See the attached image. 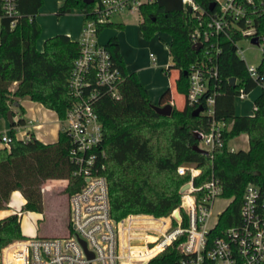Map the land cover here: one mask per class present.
<instances>
[{
  "label": "trees",
  "instance_id": "1",
  "mask_svg": "<svg viewBox=\"0 0 264 264\" xmlns=\"http://www.w3.org/2000/svg\"><path fill=\"white\" fill-rule=\"evenodd\" d=\"M195 2L205 11V19L215 9L214 5H209L211 0ZM12 3L15 13L8 15L5 0H0V115L6 117L8 111L14 115L13 104L17 102L19 105L22 99L28 98L54 111L63 121L73 102L68 78L80 51L79 44L66 34H56L45 39L43 49L39 51L36 44L41 27L36 15L43 0H12ZM246 4L250 23L243 18L234 19L230 27L211 36L219 45L218 72L210 80L208 92L214 89L212 117L201 111L194 115V110L201 106L190 105L186 100L189 68L206 58L210 43H204L199 49L193 48L191 33L197 20L184 9L181 0H154L141 5L138 10L139 29L145 39H151L157 31L170 34L168 52L171 63L163 71H178L176 89L185 99L181 110L173 106L171 115L158 114L137 74L127 71L118 38L112 36L105 43L124 77L118 86V99L103 95L95 104L103 129L102 148L106 154L103 159L105 168L100 172L107 179L110 210L115 220L130 214L154 217L171 214L180 204L181 186L190 178L189 173L180 175L177 172V167L183 164L200 168L201 174L194 178L196 185L213 174L220 179L223 196H234L233 202L220 215L214 233L238 221L246 183L264 188V85L253 100L252 113L235 112V98L240 89L247 93L264 78V54L257 63L258 75L254 77L237 52L236 42L244 36L241 27L253 25L255 33L264 34V0H252ZM92 6L93 3L85 4L83 0H65L56 15L62 16L76 9L89 16ZM114 26L120 28L122 24L110 22L99 30ZM262 49L264 53V44ZM231 75L236 77L234 84L229 82ZM170 102L171 90L167 88L160 95L159 105ZM214 118L223 122L225 143L216 147L212 155H205L193 149L198 143L195 134L207 132ZM24 124V118L19 117L11 125L9 144L0 147V209L7 207L13 191H19L24 198L21 211L42 213V186L48 180H67L65 191L68 196L78 190L82 180L72 174L73 166L68 158L71 143L63 130L52 143H44L35 137L16 138L13 127ZM242 131L248 135V147L229 149L227 141ZM131 222L146 224L138 230L143 242L153 240L144 233L147 228L153 229L148 223L159 224V230L165 221L136 216ZM22 238L19 213L0 219V250ZM177 243L174 242L152 263L176 261L180 256ZM141 248L133 245V249Z\"/></svg>",
  "mask_w": 264,
  "mask_h": 264
},
{
  "label": "built area",
  "instance_id": "2",
  "mask_svg": "<svg viewBox=\"0 0 264 264\" xmlns=\"http://www.w3.org/2000/svg\"><path fill=\"white\" fill-rule=\"evenodd\" d=\"M153 1L94 0L90 15L81 13L83 26L80 35L74 39L80 51L68 78L73 102L62 121L65 123L63 131L71 143L68 158L73 166L72 174L82 180L78 190L68 196L69 231L64 236L15 240L0 250V264H154L152 260L174 242H178L176 248L180 256L171 264H264V188L252 182L245 184L238 221L221 228L218 233L213 231L234 196H223L220 179L213 174L196 185L194 178L201 174V170L193 164L177 167L180 175L189 173L190 178L181 186L180 204L168 220L130 214L117 221L111 215L107 179L100 172L105 168L103 159L106 154L102 148L103 129L95 104L103 95L118 99V86L124 77L105 43L99 41V28L112 22L114 15L123 11L138 12L141 5ZM181 1L184 9L197 20L191 33L193 45L210 43L206 58L189 68L186 100L190 105L201 106V112L212 117L214 89L208 92L210 80L218 72L219 45L211 36L230 27L234 19L243 18L250 23L246 3L252 0H211L215 9L208 13L207 19L204 18L205 11L195 0ZM4 8L8 15L15 13L12 0H5ZM241 32L250 39L257 35L263 48L264 34L255 33L253 25L241 27ZM149 56L155 63L154 54ZM247 70L254 77L259 72L257 64L247 65ZM246 94L241 88L236 97L241 99ZM199 134L197 145L208 155L225 143L223 122L215 118L211 120L209 130ZM10 139L9 135H2L0 142L8 145ZM227 146L234 150L229 140ZM219 200L226 203L221 210L214 212L215 202ZM136 216L165 222L159 230L146 227L145 235L153 240L142 242L138 230L146 224H133L131 219ZM133 245L142 248L136 250Z\"/></svg>",
  "mask_w": 264,
  "mask_h": 264
},
{
  "label": "rangeland",
  "instance_id": "3",
  "mask_svg": "<svg viewBox=\"0 0 264 264\" xmlns=\"http://www.w3.org/2000/svg\"><path fill=\"white\" fill-rule=\"evenodd\" d=\"M43 1L45 2V0ZM67 15L69 16V14H66L64 16ZM64 16L53 15L52 25L56 29ZM112 22L122 23L124 26H121L120 28L116 26L106 27V29L104 28V34H107L109 31H111V29L121 30L124 37V45L128 48V63L134 66H142L146 62L148 64H151L152 66H159V63L165 66L169 63L168 45L171 39L169 33L157 31L154 33L151 39H145L140 33V29L138 27L140 22V15L137 11H123L119 14H116L112 17ZM40 44H42L41 38L36 45L39 46ZM236 44L239 47L238 53L243 57L246 65H256L261 61L264 54L261 43H253L250 41L249 37L241 36ZM150 52H152L156 56L157 61L155 64L151 63L148 58ZM157 74L163 75V73H160V71H158ZM263 85L264 78L261 82L257 83V85L253 89L247 92L246 96L243 99L240 100L238 97H236L235 101L237 102L240 100L241 102L239 105H237L238 110H248L247 106L251 103V98L257 95V93L262 89ZM177 102H179L178 97H176L175 99L176 105ZM30 104L31 106H29ZM37 104L38 103L36 101H32L28 98L22 99L19 102V105L16 106L13 104L12 110L15 112L13 117H16V119H18L19 117H25L27 119L33 116L32 119L43 123L42 132L46 131L48 133H53L54 130L55 137L58 139L59 131L63 130V128L65 127V123L58 119L56 113L51 114L49 111H47V116L43 117L42 115H40V113H38L37 111ZM152 104L156 105L154 103ZM19 106L21 107L22 112ZM27 111L32 112V114L34 115L27 116ZM17 127L18 126L13 127L14 135L16 138L18 137L17 135L19 133V129H17ZM10 130L11 126L8 120L6 119V117L0 115V135L2 133L9 135ZM245 144L246 140L244 139V135L239 136L237 139V145L242 146ZM3 145L4 144L0 142V146ZM67 185V180H48L42 186L44 205L42 213L27 210L21 211L22 205L24 203L22 199L23 197L19 191H13L9 197L7 207L0 210H4V212L2 213L3 215H6L11 211H18V213L20 214L21 233L24 238H31L36 236L55 237L67 235L69 231L68 193L65 191ZM225 203L226 202H223L222 200L216 201L214 212H216L217 210H221L224 207ZM170 216L171 214H169L168 216L155 218L168 220ZM138 223L143 225L142 222ZM172 224L173 226H175L176 222L173 221ZM149 225L153 226L151 228H153L154 231L159 228V224L156 223H148V226Z\"/></svg>",
  "mask_w": 264,
  "mask_h": 264
},
{
  "label": "crops",
  "instance_id": "4",
  "mask_svg": "<svg viewBox=\"0 0 264 264\" xmlns=\"http://www.w3.org/2000/svg\"><path fill=\"white\" fill-rule=\"evenodd\" d=\"M64 1L65 0H58V1L45 0V2L43 1L42 6L39 8L38 13L36 15V20L41 27V34H40L38 41L41 38L42 44H40L39 46L36 45V47L39 51H41L43 49L44 40L51 37V36H54L56 34H66L72 40H74L75 38H77L80 35L81 29L83 26V16L79 10L74 9L70 13H67V14H69V16L68 15L67 16L62 15L64 17L61 19V22H60L59 26L57 27V29L52 25L53 15H56L57 9L63 4ZM120 24H122V23H120ZM122 26H124V25L122 24ZM138 27H139V25H138ZM140 33L142 34L141 31H140ZM112 36H116L118 38L119 46H120V53H121L123 60L125 62V66H126L127 71L128 72H135L137 74L140 82L144 85V87L148 93V96H149L151 103L159 105L160 95L163 93V91L165 89L170 88V90H171V102H170V104L172 106H176L177 109L181 110L184 107L185 99H184V96L182 94L178 93L177 89H176V79L178 77V71L177 70H170L168 73H165L163 71V68L167 67L171 63V58H170L169 53H168L169 63L166 64L165 66L161 65L160 63H159V66H152L151 64H148L147 62L142 66H134V65L128 63V56H129L128 55L129 54L128 48L124 45V37H123V33L121 32V30L111 29V31H109L107 34H104V29H103L102 31H100V34H99V41L102 43H106L109 40V38ZM150 53H152V52H150ZM148 58H149L150 62L153 63L150 59V56H148ZM155 58H156V56H155ZM156 61H157V59H156ZM156 61H155V63H156ZM155 63H153V64H155ZM158 71H160V73H163V75H158L157 74ZM156 75H158V76H156ZM256 96L257 95H255L251 98V101H250L251 103L247 106L248 110H241L240 111V110H238V107H237V105H239L241 103L240 100L243 99L244 97L241 98L237 102L235 101V112L237 114H241V113L250 114V113H252L253 112V106H254L253 100ZM176 97H178V99H179V102H177V105L175 104ZM37 105H38L37 111L43 117L47 116V113H46L47 111H49L51 114L52 113L55 114L54 111L47 109L41 103H38ZM29 106H31V104ZM29 106H27V107H29ZM32 115H34V114H32V112L27 111V116H32ZM36 116H37V113H36ZM13 118H14V120H17L16 117H13ZM23 118L25 120V124L17 127V129H19V133L17 135L18 136L17 138L25 139L26 137H35L44 143H52V142H55L57 140V138L55 137V131L53 130V133H50V132L48 133L46 131L42 132L43 123L32 119L33 116L30 118H27V119L25 117H23ZM58 131H59V129H58ZM2 135H7V134L2 133L0 135V137ZM242 135H244V139L246 140V144L239 146V145H237V139L239 136H242ZM229 142L234 147V149H238V148H242V147L247 148L248 144H249L248 135L246 134V132L242 131L241 133L237 134L236 136L230 138ZM0 147H2V146H0ZM22 199H23V203H24V198H22ZM3 212H4V210L3 211L0 210V219L5 218L6 216H8L10 214L18 213V211H11L10 213L8 212L6 215H3L2 214Z\"/></svg>",
  "mask_w": 264,
  "mask_h": 264
},
{
  "label": "water",
  "instance_id": "5",
  "mask_svg": "<svg viewBox=\"0 0 264 264\" xmlns=\"http://www.w3.org/2000/svg\"><path fill=\"white\" fill-rule=\"evenodd\" d=\"M83 2H84L85 4H90V3H93L94 0H83ZM209 5H210V7H212V6H213V1H211V2L209 3ZM250 41L253 42V43H258V42H259V38L257 37V35H254V36H251ZM201 46H202L201 43H196V44L193 45V48L199 49ZM235 80H236V77H235L234 75H231V76L229 77V82H230L231 84H234V83H235ZM14 105L17 106L18 103L15 102ZM152 108H153L158 114H160V115L169 116V115H171V113H172L173 106H172L171 104H165V105H163V106H160V105H153V104H152ZM201 110H202V109H201L200 107L197 108V109H195V110H194V115L199 114V112H200ZM6 119L8 120V122H9L10 125H12V124L15 122V120H14V118H13V114H12L11 111H8V112H7ZM195 135H196L197 140H200V137H201L200 134H199V133H196ZM193 149H194L195 151L199 152V153H202V154L208 155V152H207L206 150L200 148L197 144H194V145H193ZM186 187H187V185L184 186V188H186ZM184 188H182V189H184Z\"/></svg>",
  "mask_w": 264,
  "mask_h": 264
}]
</instances>
